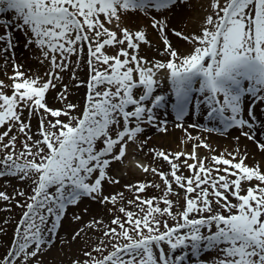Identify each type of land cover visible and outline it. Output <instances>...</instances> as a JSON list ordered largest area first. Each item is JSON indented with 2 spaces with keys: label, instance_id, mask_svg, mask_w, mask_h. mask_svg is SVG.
Listing matches in <instances>:
<instances>
[{
  "label": "snow or ice",
  "instance_id": "1",
  "mask_svg": "<svg viewBox=\"0 0 264 264\" xmlns=\"http://www.w3.org/2000/svg\"><path fill=\"white\" fill-rule=\"evenodd\" d=\"M184 3L0 0V201L21 209L0 264H46L65 221L67 264H264V0H206L190 31L167 15ZM170 116L177 145H151Z\"/></svg>",
  "mask_w": 264,
  "mask_h": 264
},
{
  "label": "rangeland",
  "instance_id": "2",
  "mask_svg": "<svg viewBox=\"0 0 264 264\" xmlns=\"http://www.w3.org/2000/svg\"><path fill=\"white\" fill-rule=\"evenodd\" d=\"M206 4V0H185L184 5H182L181 8L176 9L174 14H179L181 17V23L179 25L175 24V26H178L182 28L185 31H190L195 29L199 24V18L204 12V6ZM173 14V17H174ZM10 15V14H8ZM131 22H129L130 27H134L137 25L138 22L135 18L130 19ZM15 33V39L17 41H20V43L17 44L16 47V55L17 58L21 63L25 65V67H31L33 70H43V66L38 65V62L32 58V54L23 47V36L20 32H17L15 29H13ZM173 42L176 43L175 37H173ZM78 95V94H77ZM202 118H204L202 116ZM173 121V117H169V121ZM205 123V120L204 122ZM211 124L212 122H207ZM152 134L162 132L158 131L155 128L150 130ZM216 132H211V134ZM219 136H223V133H216ZM145 135L151 136V134H147V131L145 132ZM204 135V134H203ZM205 136V135H204ZM207 138V136H205ZM229 140L231 141V137H229ZM224 142V140H221ZM221 144V143H220ZM134 146H130L128 153L126 155L125 161L123 164L119 166L120 172L123 175V178L125 181H132L135 179H142L144 177V173L141 172V170L137 167L136 161L146 162V157L143 153L136 154L133 151ZM199 151L203 152L204 149L201 147ZM115 167V166H114ZM149 178H152V174H148ZM5 178H0V190H4L7 188V191L9 193L12 192V186L11 185H5L4 183ZM13 184L16 183V181L13 180ZM151 191V189H149ZM4 202L0 201V220H9L10 223L7 225V235L0 237L3 240H9L12 235V229L14 228V222L15 219L18 218L21 209L15 204L10 209H5L3 207ZM85 206H89L87 202H85ZM72 228V225L69 224L67 221H65L64 226L60 230V237L64 240V245L62 246L60 241L58 240L56 244L52 247V249L47 252L45 257L47 259H44L46 261V264H67V258L69 255H74L79 247V245L75 242L69 243V238L66 235ZM3 251V248H0V252ZM212 253L208 252L205 253L202 258L208 259ZM189 258L191 259V254L189 253Z\"/></svg>",
  "mask_w": 264,
  "mask_h": 264
},
{
  "label": "bare ground",
  "instance_id": "3",
  "mask_svg": "<svg viewBox=\"0 0 264 264\" xmlns=\"http://www.w3.org/2000/svg\"><path fill=\"white\" fill-rule=\"evenodd\" d=\"M153 14H156V13H153ZM173 14H174L173 12L167 13V15L172 17V23L174 25L175 24L179 25L181 23V21H182L181 17L179 16V14L178 15L174 14V17H173ZM132 18H135L138 21L136 24H139V23L142 22L139 17L133 16ZM134 27H136V25ZM149 36L153 40L156 39L155 34L152 33V32H149ZM202 116L203 115H201L199 117V119H198L199 123H203L204 122V118H202ZM190 119L193 120V121L195 120V118H190ZM185 126H187V124ZM150 130H152V128L147 130V134H151V140L149 141V143L151 145L163 146V147H166V148L167 147H175L177 145L178 141H179V138L183 134V130L182 129L173 127V123H172L171 120L169 121V124L167 125V131L166 132L162 131V132H158V133L152 134ZM189 131L193 132V133H196V132H201L202 130L200 128H189ZM202 134H204L207 137H210L211 141L214 144H219L221 146V148H228V147H233L234 146V141L232 139L230 141L229 137L236 136L239 133L236 130H230V134L229 135L223 134V136H219L216 133L211 134V133H208V132H202ZM221 140H224V142L221 141ZM240 143H241V146H243L246 143L245 138L242 137V136L240 138ZM247 143L249 145V148H251V142H247ZM0 240H3V239L0 238ZM44 259H47V257H44Z\"/></svg>",
  "mask_w": 264,
  "mask_h": 264
}]
</instances>
